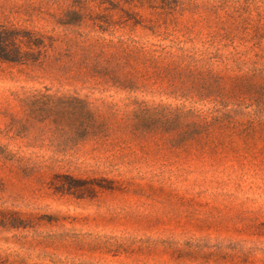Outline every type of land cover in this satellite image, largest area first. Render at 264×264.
<instances>
[{"label": "rangeland", "instance_id": "obj_1", "mask_svg": "<svg viewBox=\"0 0 264 264\" xmlns=\"http://www.w3.org/2000/svg\"><path fill=\"white\" fill-rule=\"evenodd\" d=\"M0 29L37 59L0 58V264H264V0H0Z\"/></svg>", "mask_w": 264, "mask_h": 264}, {"label": "trees", "instance_id": "obj_2", "mask_svg": "<svg viewBox=\"0 0 264 264\" xmlns=\"http://www.w3.org/2000/svg\"><path fill=\"white\" fill-rule=\"evenodd\" d=\"M5 31L0 29V58L10 62H34L37 59H32V52L24 51L22 52L13 42V37L9 39L4 38ZM12 31L8 32L10 36ZM40 54L38 51L37 56ZM36 57V56H35Z\"/></svg>", "mask_w": 264, "mask_h": 264}]
</instances>
